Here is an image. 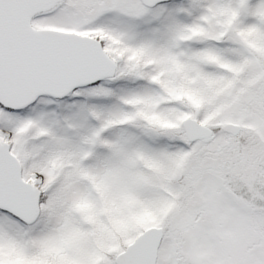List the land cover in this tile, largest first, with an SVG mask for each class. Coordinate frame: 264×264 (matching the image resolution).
I'll return each mask as SVG.
<instances>
[{
	"label": "snow or ice",
	"instance_id": "snow-or-ice-1",
	"mask_svg": "<svg viewBox=\"0 0 264 264\" xmlns=\"http://www.w3.org/2000/svg\"><path fill=\"white\" fill-rule=\"evenodd\" d=\"M0 264H264V0H0Z\"/></svg>",
	"mask_w": 264,
	"mask_h": 264
}]
</instances>
